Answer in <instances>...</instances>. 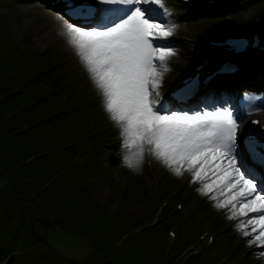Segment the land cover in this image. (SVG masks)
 Here are the masks:
<instances>
[{
    "label": "rangeland",
    "instance_id": "rangeland-1",
    "mask_svg": "<svg viewBox=\"0 0 264 264\" xmlns=\"http://www.w3.org/2000/svg\"><path fill=\"white\" fill-rule=\"evenodd\" d=\"M21 1L0 0V44L2 39L5 45L21 47L22 53H27L29 58L19 65L22 70L27 61L40 59L45 54L51 59V64L54 62L47 71H39L37 79L29 77L26 81L30 90L39 96L46 95L48 90L54 87L55 82L59 83L55 91L59 103L53 108L58 104L68 103L69 100L76 102V97L85 102L75 106L65 104L64 106L67 107L65 112L59 113L57 109H51L49 111L51 126L43 132L53 131L51 140L54 143L53 149L60 146L66 149V152L60 154L68 159L67 163L71 159V166L76 165L71 172L77 173L79 177L80 175L86 177L83 178L82 186L89 198L98 204V207L101 206L102 210L103 207H109L105 210L109 216L129 214L135 220L141 221L140 224L144 221L148 224L160 223L161 227L156 228L160 231H168L170 257L175 258L179 251L180 256L185 257L183 260L169 259L168 264H264V257L258 255L261 249L255 245H248L247 238L236 230L237 221L229 220L226 210L216 208L212 200L199 192L200 184L193 183L189 173L185 172L178 177L147 152L139 167L127 166L124 159L127 150L123 145L120 128L104 110L101 94L89 75L84 73V66L75 64L77 55L68 48L60 46L61 34H55L51 28L41 26L46 18L37 16L33 11L27 14ZM243 1L211 0L210 3L200 4L191 10H182L175 5L176 13L178 12L177 19L172 22L175 31L168 38L171 42L164 43L163 46L170 47L177 44L181 53L182 48L185 51L188 49L183 44L186 41L191 48L188 51L196 52L201 46V42L197 41L203 27L209 30L204 37L211 38L209 34L213 30L214 34H217L220 31L225 33L227 29L237 28L234 25V17H239V20L245 24H256L257 21L252 20L257 13L256 7H244ZM34 2L41 3L36 0ZM165 5L174 4L170 0H165ZM234 5L237 6L233 7ZM227 7H232L231 10L239 13L230 16L229 10H226L225 16L218 22L211 21L212 15L218 14ZM40 10L47 11L43 6ZM201 12L204 14H199ZM49 16H52V13ZM57 16L62 21H67L61 15ZM219 27L223 30L218 31ZM233 32L236 33L237 30ZM179 34H184V37H178ZM157 44L162 45L161 40ZM180 53L173 56L170 64L181 62ZM3 58L4 55L0 54V60ZM72 58L73 60L70 61ZM2 63L6 65L8 61L4 60ZM181 65L182 70L186 69V64ZM169 67L170 71L164 76L161 92L166 91L167 87L183 74L182 70ZM73 88L79 90L85 97L77 95L76 92L72 93L70 89ZM216 97L213 94L210 101L213 102ZM50 104L54 102H35L34 108L49 109ZM82 119H85L86 132L78 125V121L81 122ZM95 126H98L97 129L101 127L103 132L94 134L92 136L94 139L90 142L87 137H91V134L86 133H90ZM92 143L97 145L95 149L98 150V158L90 161L93 156L97 157V154L94 155ZM118 153H121L120 159H117ZM239 153L243 157L240 151ZM152 159L155 161L152 162ZM127 189H134V192L126 200L123 192L126 193ZM169 230L174 231L175 238ZM50 239L52 245L68 258L83 257L92 249L91 244L85 239L64 230L52 232Z\"/></svg>",
    "mask_w": 264,
    "mask_h": 264
},
{
    "label": "snow or ice",
    "instance_id": "snow-or-ice-1",
    "mask_svg": "<svg viewBox=\"0 0 264 264\" xmlns=\"http://www.w3.org/2000/svg\"><path fill=\"white\" fill-rule=\"evenodd\" d=\"M95 3L109 6L102 22L82 27L65 21L64 34L120 128L125 163L139 167L147 152L176 176L189 173L200 184L198 191L226 210L248 245L261 249L258 255L264 257V145L249 139V170L239 156L241 121L230 107L189 112L164 106L160 89L176 52L157 41L171 37L175 25L155 19L147 6L167 14L165 0ZM71 11L96 14L87 3L73 5ZM259 110L264 107L247 115Z\"/></svg>",
    "mask_w": 264,
    "mask_h": 264
},
{
    "label": "trees",
    "instance_id": "trees-1",
    "mask_svg": "<svg viewBox=\"0 0 264 264\" xmlns=\"http://www.w3.org/2000/svg\"><path fill=\"white\" fill-rule=\"evenodd\" d=\"M252 1L258 4V26L262 25L264 31V0ZM1 41L0 54L4 58L0 60V264H168L172 260L168 231L156 228L161 227L160 223L144 229L148 223L140 224L129 214L107 215L105 210L109 207L102 210L84 190L86 177L71 172L76 167L71 166V159L66 167L68 159L60 154L66 149H53V131L43 132L51 126V109L65 112V104L85 102L76 97V102L69 100L53 108L59 103L55 91L60 84L55 82L46 95L39 96L26 81L29 77L37 79L38 72L47 71L54 62L51 64L45 54L27 61L22 70L19 65L29 58L27 53ZM4 60L8 61L6 65ZM70 91L85 97L75 88ZM41 101L54 104L49 109L34 108V103ZM78 125L87 131L85 119L78 121ZM97 127L86 133L91 134L85 135L88 141L92 142V136L101 132ZM92 146L96 155L97 145ZM96 158L98 154L90 161ZM133 192L134 189L123 192L126 200ZM57 230L85 239L92 249L80 258L66 257L52 245L50 235Z\"/></svg>",
    "mask_w": 264,
    "mask_h": 264
},
{
    "label": "bare ground",
    "instance_id": "bare-ground-1",
    "mask_svg": "<svg viewBox=\"0 0 264 264\" xmlns=\"http://www.w3.org/2000/svg\"><path fill=\"white\" fill-rule=\"evenodd\" d=\"M21 2L24 3L23 7L25 8L27 14H29L31 11H33L37 16L46 18V20L42 23L41 26H43V27L46 26L47 28H51V30L55 34H61L60 41H59L60 46L68 48L69 50L73 51V53L75 52V49L68 43L67 37L64 34V31H65L64 30V21H62L61 18H59L57 16V13H52L50 10H48L49 8L46 9L47 10L46 12H48V13L44 12L45 10L42 12L40 10V8H42L43 5L35 3L33 0H22ZM47 5L48 4L45 3V7ZM50 13H52V16H49ZM151 15H153L152 10H151ZM47 35H50V33H47ZM70 55H72V54H70ZM72 60H73V58L70 59V61H72ZM74 62L78 66L82 64L78 57L76 58V60ZM205 70H207V69H205ZM84 73L86 75H89L85 68H84ZM111 133H112V131L110 132V134ZM125 153L128 154L127 151H125ZM118 155L119 156H117V159H120L121 153H118ZM154 161L155 160L152 159V162H154ZM240 162L242 164L244 163L242 157H240Z\"/></svg>",
    "mask_w": 264,
    "mask_h": 264
}]
</instances>
